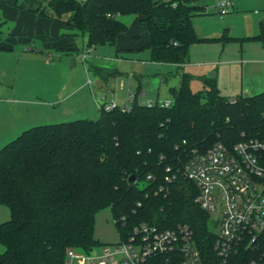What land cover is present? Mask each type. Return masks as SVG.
Segmentation results:
<instances>
[{"label": "trees", "instance_id": "16d2710c", "mask_svg": "<svg viewBox=\"0 0 264 264\" xmlns=\"http://www.w3.org/2000/svg\"><path fill=\"white\" fill-rule=\"evenodd\" d=\"M201 1L48 0L46 6L55 20L86 34L87 47L114 45L128 29L119 17L140 16L150 61L161 64H184L194 44L259 40L233 38L227 30L199 38L192 19L204 14ZM35 11L44 15L45 7ZM92 68L104 80L114 74ZM192 78L182 73L179 86L168 89L169 107L139 101L137 89L128 110L117 105L104 110L103 103L97 120L33 126L0 148V205L10 213L0 223V264H65L68 249L88 252L100 246L95 217L106 208L120 234L142 223L186 226L204 264H220L213 224L195 202L198 188L184 177L182 164L192 149L217 143L230 147L257 140L264 146V91L228 97L205 78L204 89L193 92ZM259 162L264 167V148ZM172 173L175 179L168 182Z\"/></svg>", "mask_w": 264, "mask_h": 264}, {"label": "rangeland", "instance_id": "374dc122", "mask_svg": "<svg viewBox=\"0 0 264 264\" xmlns=\"http://www.w3.org/2000/svg\"><path fill=\"white\" fill-rule=\"evenodd\" d=\"M217 2L218 0H207L205 8L208 15L195 17L198 32L204 26L200 21L208 22L212 26L222 22L225 16L218 12ZM42 5L49 9L46 1H43ZM250 8L249 13L254 9L259 10L256 5ZM1 22L3 24L0 26V43H3L11 23L3 20ZM76 32L75 41L79 51L43 50L45 59L49 61L48 65L44 64V59L26 54L30 45L15 46L13 50H0V148L16 138L23 130L33 126L68 123L81 119L97 120L100 104L109 103L112 99L119 107H130L131 100L128 95L131 83L135 82L133 70L141 74L140 92H143V101L146 103L167 97L166 85L164 83L159 85L156 74L171 75L169 79L173 82L180 70H188L193 76L197 73H192L190 70H195L198 65L203 64L204 53H193V51L190 53V64L184 68H179L180 65L175 64L152 62L146 53L123 55V59H118L116 58L118 53L113 46L87 47L86 34L77 30ZM86 48L89 54L83 61ZM141 61L145 63L142 64ZM93 66L105 68L114 74L106 76L104 80L94 74ZM117 70L122 74H117ZM205 75L208 76L209 73ZM246 82L251 83L250 80ZM216 86L228 97L239 93V72L237 71L234 81L224 80ZM249 86L252 87L251 84ZM190 88L193 92L203 90L202 77L193 76ZM99 93L103 95L102 99H98ZM139 186L142 188L143 184ZM208 214L216 233L220 215L218 212H208ZM9 218L8 208L0 205V223ZM94 237L101 246L118 243L119 235L109 208L97 213ZM3 252L4 247L0 244V254Z\"/></svg>", "mask_w": 264, "mask_h": 264}, {"label": "built area", "instance_id": "2783aa9c", "mask_svg": "<svg viewBox=\"0 0 264 264\" xmlns=\"http://www.w3.org/2000/svg\"><path fill=\"white\" fill-rule=\"evenodd\" d=\"M229 5V0L221 1L220 14H225ZM133 98L130 94L129 99ZM171 103V99L159 101L162 107ZM102 106L111 110L116 104ZM263 148L257 140L230 147L217 143L204 151L192 149L182 164V174L198 188L195 202L220 215L214 244L220 264H264V167L259 162ZM166 179L171 182L175 175ZM118 235V243L88 252L68 249L65 264H159L163 256L168 263L180 259L178 264H204L186 226L160 229L142 223L130 226L126 233L119 230ZM240 252V258L232 260Z\"/></svg>", "mask_w": 264, "mask_h": 264}, {"label": "crops", "instance_id": "0c3cea01", "mask_svg": "<svg viewBox=\"0 0 264 264\" xmlns=\"http://www.w3.org/2000/svg\"><path fill=\"white\" fill-rule=\"evenodd\" d=\"M43 1L47 2L48 0H0V18L5 22L11 23L7 36H5L3 43H0V50H13L15 46L30 45L26 54L44 59V64L46 65L49 64V61L45 59L43 50L54 49L58 52L79 51V46L75 41L77 32L74 28L55 20L52 11L49 9L45 8L44 15L35 11L42 5ZM206 1L203 0L199 3V5L204 6V14L200 15L201 17L208 15L205 8ZM221 1L223 0H218L217 2L219 13V3ZM229 1L230 5L226 7V13L221 14L225 17L219 24L212 26L208 22L202 23L200 21V24L204 26L198 32L196 21L194 20L197 16L192 19L196 35L199 38H215L227 30L229 36L233 38L245 39L259 36V40H238L225 44L218 42L194 44L189 48L188 61L178 67L184 68L190 64V53L192 51L193 53H204L203 64L198 65L195 70H190L192 73H197L193 76L211 79L217 85L221 81L228 79L234 81L238 71L240 75V92L234 96L238 94L254 95L264 91V0ZM254 5L258 6L259 10L254 9L249 13L250 6L253 7ZM67 17V14L63 15L61 20L65 21ZM119 20L128 29L112 45L118 53L116 58L123 59V55H141L144 53L149 57L150 52L146 48L149 36L145 27L141 24V17L137 15H125L120 16ZM84 52L83 61H85L87 54H89L88 48ZM141 63L143 64L145 61H141ZM186 71L180 70L177 72V76L173 82L169 79L171 75L164 73L156 74L159 85L161 83L166 85L167 97L163 100L170 99L168 89L179 86L180 75L182 73L191 74L189 71ZM205 73H209V75L207 76ZM117 74H122V72L117 70ZM133 76L135 82L131 83L129 87V95L134 94L139 89L138 100L145 103L143 101L144 94L140 92L139 77H141V74L133 70ZM246 80H250L251 83H247ZM102 98L103 95L101 94V98L98 99ZM163 100L157 99L156 101ZM109 103H115L119 106L113 99ZM2 136L4 137V134Z\"/></svg>", "mask_w": 264, "mask_h": 264}, {"label": "water", "instance_id": "95a60500", "mask_svg": "<svg viewBox=\"0 0 264 264\" xmlns=\"http://www.w3.org/2000/svg\"><path fill=\"white\" fill-rule=\"evenodd\" d=\"M97 97L98 98H101V94L99 93V94H97ZM134 180V177L133 176H130L129 177V181L131 182V181H133Z\"/></svg>", "mask_w": 264, "mask_h": 264}]
</instances>
